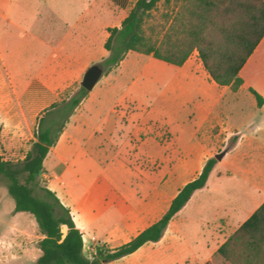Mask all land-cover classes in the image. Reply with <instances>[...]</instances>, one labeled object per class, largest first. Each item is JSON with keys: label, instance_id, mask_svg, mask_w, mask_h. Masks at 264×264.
<instances>
[{"label": "crops", "instance_id": "obj_1", "mask_svg": "<svg viewBox=\"0 0 264 264\" xmlns=\"http://www.w3.org/2000/svg\"><path fill=\"white\" fill-rule=\"evenodd\" d=\"M120 2L126 4L114 0H0V19L8 21L12 34L39 41L45 48L44 61L32 72H11L1 55L0 72L6 71L18 86L23 85L25 73H44L58 81L64 74L81 72L91 61L108 53L104 46L109 37L108 28L120 26L136 0ZM174 2L169 0V5L176 11L182 0ZM104 11L121 15V18L115 22L102 21ZM192 56L194 54L182 66H177L176 72L183 73L182 78L192 83L199 81V86L209 96L207 103L200 106V122L189 141L174 148L171 156L164 158L161 169L152 171L150 180L145 182L139 176L140 183L135 189L108 194L97 189L103 183L81 182L95 187L91 188L94 192L79 196L75 210H71L83 234L85 254L90 256L98 245L118 247L158 221L179 190L197 177L214 150L223 146L213 142V138L227 130L235 132L236 142L224 151L206 185L194 192L171 220L162 238L144 244L111 264H225L227 261L216 256L217 252L264 203V36L240 70L243 82L237 91L228 85H218L201 60L198 62ZM109 77L110 73L103 76V85L109 82ZM42 82L35 81L36 92L43 89ZM94 88L77 107L59 137L58 142L63 138L71 151L79 144L76 132H81V126L77 123L82 117L81 110L93 102ZM251 89L262 96L261 106ZM216 126L219 132L214 135ZM180 150L186 156L176 160L175 155ZM73 155L75 161L78 160L76 153ZM153 157L157 160V156ZM66 174L63 172L61 179ZM154 174L157 175L155 180ZM71 178L72 184L76 183ZM145 185L149 186L150 190H146L149 192L144 193ZM58 190L66 193L61 186ZM68 191L75 192V189L68 188ZM232 259L237 261L239 256L233 255Z\"/></svg>", "mask_w": 264, "mask_h": 264}, {"label": "rangeland", "instance_id": "obj_2", "mask_svg": "<svg viewBox=\"0 0 264 264\" xmlns=\"http://www.w3.org/2000/svg\"><path fill=\"white\" fill-rule=\"evenodd\" d=\"M174 14L175 10H171L169 3H159L148 19L152 24L150 32L154 34L156 23L170 21ZM120 18L121 15L104 11L100 20L115 22ZM44 52L41 42L28 40L19 33L13 35L8 21L0 19V55L5 58L11 72H32L44 61ZM107 54L91 61L79 73L64 74L58 81L44 73H25L23 85L18 86L3 70L6 87H0L2 156L11 161L24 159L35 139L42 110L52 102L69 97L81 84L87 68L101 64ZM192 54V58L200 62L198 54ZM103 69V75L94 88L93 102L81 110L82 117L77 123L81 132H76L79 144L71 151L62 138L51 148L44 164L45 171L40 176L41 184L55 191L70 210H75L79 196L94 192L91 188L95 187L81 182L91 184L98 181L104 185L97 189L111 194L120 189H135L140 183L139 176L145 182L150 180L152 171L162 168L164 158L171 156L178 145L189 141L200 122V106L209 99L199 81L192 83L190 79H183V73L176 72L177 66L140 52L131 51L122 66ZM109 73V82L103 85V76ZM35 81H43L40 92L34 89ZM41 99H44L43 103H40ZM218 132L219 127L216 126L213 134ZM233 135H236L234 131L227 130L222 136L214 137L213 142L223 146L211 155L224 153L232 144ZM72 152L76 153L78 160L75 161ZM153 156H157V160ZM175 156L179 160L186 154L180 150ZM63 172L68 174L61 179ZM156 176L153 175L154 180ZM71 177L76 183L72 184ZM57 184L66 190L65 194L58 190ZM68 188L75 189V192L68 191ZM147 189L150 190L145 185L144 193L149 192ZM14 208V199L2 182L0 264H34L41 253L38 243L42 235L31 213L15 212Z\"/></svg>", "mask_w": 264, "mask_h": 264}, {"label": "trees", "instance_id": "obj_3", "mask_svg": "<svg viewBox=\"0 0 264 264\" xmlns=\"http://www.w3.org/2000/svg\"><path fill=\"white\" fill-rule=\"evenodd\" d=\"M161 2L169 0H136L120 26L108 28L104 44L108 55L102 67L110 70L118 66L129 51L182 66L197 51L211 79L237 91L243 82L240 70L264 36V0H182L172 21L156 23L153 34L148 19ZM0 87H6L1 72ZM251 92L261 106L262 96L253 89ZM88 93L80 84L69 97L42 110L35 139L24 159L7 160L0 151V184L4 182L14 199L15 212L31 213L42 235L38 243L41 255L34 264H111L146 243L159 241L194 192L206 185L218 162L215 156L208 158L198 176L172 199L163 216L133 239L115 248L98 245L90 256L85 254L83 234L70 208L55 191L41 184L40 176L49 151ZM237 138L232 136V143ZM218 255L224 257L225 264H264V203L228 238ZM233 255H238L239 260L234 261Z\"/></svg>", "mask_w": 264, "mask_h": 264}, {"label": "water", "instance_id": "obj_4", "mask_svg": "<svg viewBox=\"0 0 264 264\" xmlns=\"http://www.w3.org/2000/svg\"><path fill=\"white\" fill-rule=\"evenodd\" d=\"M104 69L101 64L90 65L84 73L81 85L91 91L97 82L101 79ZM223 156V153L217 154L215 157L219 160Z\"/></svg>", "mask_w": 264, "mask_h": 264}]
</instances>
